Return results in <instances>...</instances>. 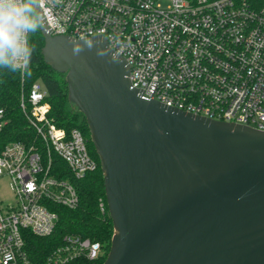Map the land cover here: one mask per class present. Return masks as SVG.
Returning a JSON list of instances; mask_svg holds the SVG:
<instances>
[{
  "label": "water",
  "instance_id": "95a60500",
  "mask_svg": "<svg viewBox=\"0 0 264 264\" xmlns=\"http://www.w3.org/2000/svg\"><path fill=\"white\" fill-rule=\"evenodd\" d=\"M32 7L99 160L113 226L103 264H264V131L143 99L104 39L52 36Z\"/></svg>",
  "mask_w": 264,
  "mask_h": 264
},
{
  "label": "built area",
  "instance_id": "2783aa9c",
  "mask_svg": "<svg viewBox=\"0 0 264 264\" xmlns=\"http://www.w3.org/2000/svg\"><path fill=\"white\" fill-rule=\"evenodd\" d=\"M52 36L75 40L100 37L128 64V79L145 100L208 118L264 131V0H37ZM23 52L9 63L21 81ZM47 90L39 81L19 108L35 133L30 145L9 143L0 151V177L10 180L15 204L0 208V264H34L23 233L49 237L54 206L77 208L73 185L52 173V156L80 179L97 165L81 132H66L49 118ZM6 124L0 109V133ZM100 212L105 211L99 201ZM100 244L65 235L42 264L94 261Z\"/></svg>",
  "mask_w": 264,
  "mask_h": 264
},
{
  "label": "trees",
  "instance_id": "16d2710c",
  "mask_svg": "<svg viewBox=\"0 0 264 264\" xmlns=\"http://www.w3.org/2000/svg\"><path fill=\"white\" fill-rule=\"evenodd\" d=\"M30 15L36 19L34 10ZM43 46L44 40L36 19L35 28L28 31L27 66L23 82L19 72L9 63L10 50L0 55V109L4 111L6 119V124L0 133V151L9 143L30 145L35 142V133L19 108V99L22 90L26 93L34 82L39 81L47 90L51 122L66 132L73 129L79 130L85 139L88 153L97 167L95 171L76 179L62 160L55 155L52 156V173L73 185L79 204L73 210L54 206L53 210L57 214L54 232L49 237H36L29 232H24V249L30 261L34 264H42L50 252L61 244L65 235H74L99 243L101 253L94 261L80 259L72 264H103L110 249L113 226L108 215L99 160L89 139L85 119L68 100L66 75L54 72L44 61ZM99 201L104 203L103 213L98 208Z\"/></svg>",
  "mask_w": 264,
  "mask_h": 264
},
{
  "label": "clouds",
  "instance_id": "9594fccd",
  "mask_svg": "<svg viewBox=\"0 0 264 264\" xmlns=\"http://www.w3.org/2000/svg\"><path fill=\"white\" fill-rule=\"evenodd\" d=\"M33 3L34 0H0V55L7 50L13 55L23 52L19 43L21 34L34 29L36 24V19L30 15Z\"/></svg>",
  "mask_w": 264,
  "mask_h": 264
},
{
  "label": "rangeland",
  "instance_id": "374dc122",
  "mask_svg": "<svg viewBox=\"0 0 264 264\" xmlns=\"http://www.w3.org/2000/svg\"><path fill=\"white\" fill-rule=\"evenodd\" d=\"M14 204L15 197L10 189V180L6 176L0 177V208L4 210Z\"/></svg>",
  "mask_w": 264,
  "mask_h": 264
}]
</instances>
